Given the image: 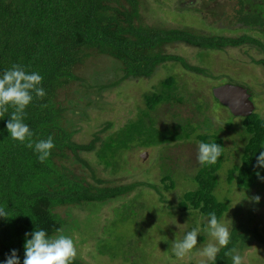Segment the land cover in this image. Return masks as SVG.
Listing matches in <instances>:
<instances>
[{
	"label": "trees",
	"instance_id": "1",
	"mask_svg": "<svg viewBox=\"0 0 264 264\" xmlns=\"http://www.w3.org/2000/svg\"><path fill=\"white\" fill-rule=\"evenodd\" d=\"M235 2L237 8L233 17L238 25L245 31L263 32L264 0ZM194 3H198L197 0ZM210 3L220 5L219 0H201L202 8ZM147 7V0H0V71L20 64L27 71H37L42 75L41 86L46 94L42 98L33 94V101L25 109L24 122L33 131L34 141L51 136L55 144L49 158L41 163L31 149L12 140L8 134L5 125L14 109L10 106L8 111L0 108V207L8 214V217H0V261L15 249L22 262L25 233L35 228L45 229L49 234H56L59 229L73 238L76 247L93 238V247L98 254L111 259H114V251L122 249L124 244L125 248L137 237L136 245H130L134 249L123 254L145 256L148 254L144 251L150 249L152 252L157 246L154 242L160 239L151 234L157 231L162 233L163 238L167 236L163 234V226L155 225L148 232L149 228L143 225H146L147 218L155 217L156 208L163 209V204L167 202L164 200L165 193L176 189L173 175L178 172L170 168L169 163L181 168L182 161L161 156L158 169L160 185L149 179V182L110 186L106 180L97 177L94 166L115 175L129 163L128 154L137 150L183 144L191 140L198 144L216 142L222 146V156L217 163L208 167L199 164L191 177L193 189L183 192L176 205L169 203L166 209L176 210L182 216L194 215L206 220L210 212H216L218 219H222L228 211L226 198L217 196L218 181L215 177L226 157L224 138L219 131L211 132L210 121L205 116L196 124L194 116L202 115L210 106L193 94L180 92L173 75L160 81L154 91L142 94L144 108L136 107L134 118L127 120L123 126L110 131L113 124L105 122L93 133L89 142L81 144L74 140L78 132L73 122L75 105L83 104L79 110L82 115L92 105V102H85V98L79 96L82 93V90L78 91L80 88L86 92L93 89L99 96V93L126 81L149 80L157 67L166 63H178L188 72L208 76L207 70L190 65L177 55L165 53V48L174 43L196 48L197 54L249 45L264 55V41L248 34L228 37L200 34L184 27L146 24L141 13ZM208 13L215 16L212 9ZM94 56L108 60L105 68L110 75L108 83L94 74L90 78L80 74L81 68ZM252 62L264 68V59ZM76 84L80 85L77 87ZM184 105H188L194 114L178 119L179 114L175 112L171 116L173 121L168 122L161 121L156 115L163 106L180 111ZM236 119L239 123L233 133L241 146L238 148L233 142L236 162L230 165L224 180L231 190L248 192L262 181L257 174L259 177L264 175V168L256 167V157L264 150V117L254 111L247 117ZM232 123L227 125V129L233 127ZM202 127L203 131L199 132ZM81 154H92L96 163L90 165L80 157ZM75 164L81 169L76 171ZM123 171L129 170L125 168ZM147 190L158 196L156 202L147 200ZM131 193H134L132 199L124 202L123 197ZM117 200L123 202L112 208L113 218L105 221L99 231L101 208ZM140 211L148 214L139 215ZM92 225L94 233L90 234L85 226ZM128 225H132L137 233L132 239L120 241L117 232L121 226ZM138 232H143L144 236ZM169 232L172 234L174 231ZM230 232L231 243L221 249L217 264H231L225 252L233 246L240 254L253 241L264 247V229L259 231L257 227L234 224ZM72 234H76L77 238ZM198 239L203 241L205 238L201 236ZM121 261L122 264H127V261L132 264L141 262L128 260V256ZM74 264L87 263L77 253Z\"/></svg>",
	"mask_w": 264,
	"mask_h": 264
},
{
	"label": "rangeland",
	"instance_id": "2",
	"mask_svg": "<svg viewBox=\"0 0 264 264\" xmlns=\"http://www.w3.org/2000/svg\"><path fill=\"white\" fill-rule=\"evenodd\" d=\"M195 1L196 0H147L148 7L146 10L143 9L141 13L143 21L153 26L184 27L200 34H213L228 37L248 34L264 41V31H245L244 28L238 25L233 17L234 10L237 8L235 0H219V6L210 3L203 8L201 0H197L198 3H194ZM209 9L213 10L215 16L208 13ZM203 20L204 22H202ZM165 53L177 55L185 59L190 65L207 70L209 72L208 76L212 78H209L207 75L203 76L188 72L178 63H166L165 65L157 67L155 73L149 80L126 81L124 84L121 83L118 87L99 93V96H97L98 93H94L95 91L93 89L86 92L84 88H80L78 91L80 92V90H82V93L79 96L85 98V102H92V105L84 110V115L79 113L83 104L78 102L80 105H75L74 111H76V115L73 122L78 132L74 135V140L81 144L89 142L92 139L93 133L98 131L105 122H111L113 124L110 131L123 126L127 120L134 118L136 107L144 108L142 94L154 91L153 88L157 87L160 81L169 75H173L176 78L180 92L193 94L194 97L200 98L199 100H203V102L210 106L203 111L202 115L199 114L198 117L197 115L194 116L193 119L196 124L201 122L205 116L210 121L211 132L219 131L220 135L224 138L226 157L223 166L215 173V177L218 181L216 190L217 196H220V199L226 198L228 201V211L221 220L227 223L230 229L234 224H243V226L248 228L257 227L259 231L263 230L264 180H262L257 187L251 188L248 192L239 189L231 190L232 188H229L224 180L230 165L236 162L234 158L236 151L233 147V142L237 143L238 148L241 146V142L237 139V135L233 133L239 120L236 118L232 120V115L228 109L213 100L211 91L212 88L223 84L243 86L248 89L252 95L251 101L255 106L256 113L264 117V68L262 65H257L252 62V60L264 59V55L261 54L259 49L252 48L249 45L236 48H225L222 51H200L197 54L196 48L181 43H174L166 47ZM108 63V60L105 58L94 56L91 57L90 61H88L79 72L81 75H86L87 78H90L94 74L93 76H99L103 82L108 83L110 75L105 72ZM76 85L78 87L80 84ZM71 86L76 87L74 84ZM83 86H85V84H83ZM187 106L188 105L182 106L180 111L163 106L156 112V115H158L161 121L168 122L171 120L173 121L171 116L177 112L179 114V116H177L178 119H182L189 116V113H193L190 112V108ZM231 123L233 127L227 129V125ZM202 131L203 127L199 132ZM143 153H145V157L142 156ZM197 153L198 143L194 140L183 144H171L159 148L133 151L127 156L129 163L123 167V170L126 168L129 171L121 170L115 175L108 174V171L104 172L100 166L94 165L96 162L92 154H81V158H84L90 165L96 166L97 177L106 180L110 186L130 184L133 182H149L150 180L159 184L161 156L170 157L176 161L180 159L183 164V167L176 168L175 163H169V167L174 169L175 172H178V174L176 173L177 175H173L176 180V189L165 193V196L163 194L164 200L167 201L166 204H163V209L160 207L159 209L156 208L157 213L155 217L147 218L146 225H143L146 229L149 228V231L147 230L148 232H150V229L155 227V225L163 226V234L167 236L163 238L162 233L157 231L151 234L155 238L159 236L157 239H160V241L157 240V242H154L157 246L154 247L152 252L150 249L144 251V253L148 255L152 253V256L149 257L148 255L144 256L141 254L138 256H129V254H123L124 251L128 252L127 250L134 249V247L130 248V245L133 243L136 245L135 241L138 240L137 236L135 240L131 241V244L128 245L126 243L128 246H125V248L124 244L122 249L114 251V259L109 258L107 255H99L97 250L93 247L94 239L89 238L88 242L76 247L78 249L77 253L84 262L87 264H122L121 259L128 256V260L135 259L141 261L140 264H202V258L195 250L182 259H179L172 254L171 245L175 238L181 239L186 231L191 230L193 227L201 226L202 223L205 224L206 219H201L194 215L182 216V213L176 210L166 209L169 203L175 206L177 198H179L183 192L193 189L194 185L191 183V177L199 165L197 162ZM73 167L76 171L81 169L78 164L73 165ZM181 169L186 170V173H183ZM83 170L85 171L86 169ZM85 172L88 174L87 170ZM176 176H179V178L177 179ZM133 196L134 193L125 195L123 197L124 202L130 201ZM257 196L260 197L259 203L254 199ZM146 197L148 201L151 200L152 202H156L158 198V196L150 190H147ZM120 201L121 200H117L114 204L110 202L108 205L101 208L99 212V231L105 221L113 218L112 208L119 206L123 202ZM143 214H148V212H139V215ZM62 216L65 217L63 212ZM80 216L83 217L82 214ZM137 220L140 221L141 219L137 218ZM93 228L94 225L90 227L85 226V229L90 234L94 233ZM158 231H160V229H158ZM169 231L174 232L171 234ZM135 233L137 232L132 225L126 227L121 226L119 232H117L120 241L132 239ZM138 234L142 237L144 236L143 232H141V234L138 232ZM72 236L75 239L77 238L76 234H72ZM198 237L197 248L201 246L200 243L202 242L204 244L208 243V237L206 235L203 237L205 238L203 241H200ZM154 244L151 245V247L154 246ZM164 244L167 246H163ZM241 255L243 257V264H264V247L254 241L250 242L248 247L242 251ZM146 261H148V263ZM127 264L132 263L127 261Z\"/></svg>",
	"mask_w": 264,
	"mask_h": 264
},
{
	"label": "clouds",
	"instance_id": "3",
	"mask_svg": "<svg viewBox=\"0 0 264 264\" xmlns=\"http://www.w3.org/2000/svg\"><path fill=\"white\" fill-rule=\"evenodd\" d=\"M43 77L37 71H27L20 64H13L9 69L0 71V108L8 111L14 110L6 122V130L11 139L24 144L31 149L37 159L43 163L51 155L55 147L51 136L46 139L33 140L34 133L24 122L25 109L33 101V94L37 98L45 96L42 85ZM222 156V146L216 142H199L197 162L201 167L215 165ZM256 167L264 168V150L256 157ZM258 178L264 180V177ZM259 203L260 197L254 198ZM0 217H8L4 208L0 207ZM178 227V225H177ZM207 236L208 243H200L197 248V237ZM231 243L229 225L218 219L216 212H210L206 223L186 231L181 239L172 241V254L182 259L195 250L202 258V264H217L221 249L227 248ZM24 257L21 262L17 250H11L10 255L0 261V264H74L77 250L73 238L57 230L56 234H49L45 229H34L25 233ZM226 256L231 264H243V257L235 246L228 248Z\"/></svg>",
	"mask_w": 264,
	"mask_h": 264
},
{
	"label": "water",
	"instance_id": "4",
	"mask_svg": "<svg viewBox=\"0 0 264 264\" xmlns=\"http://www.w3.org/2000/svg\"><path fill=\"white\" fill-rule=\"evenodd\" d=\"M213 99L228 109L233 117H247L255 111L248 89L240 85L223 84L212 88ZM145 157V153L142 154Z\"/></svg>",
	"mask_w": 264,
	"mask_h": 264
}]
</instances>
